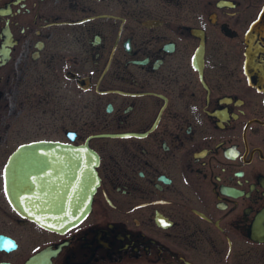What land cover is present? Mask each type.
Returning a JSON list of instances; mask_svg holds the SVG:
<instances>
[{
	"label": "flooded vegetation",
	"instance_id": "obj_1",
	"mask_svg": "<svg viewBox=\"0 0 264 264\" xmlns=\"http://www.w3.org/2000/svg\"><path fill=\"white\" fill-rule=\"evenodd\" d=\"M84 181L77 224L25 214ZM0 237V264H264V0H0Z\"/></svg>",
	"mask_w": 264,
	"mask_h": 264
},
{
	"label": "water",
	"instance_id": "obj_2",
	"mask_svg": "<svg viewBox=\"0 0 264 264\" xmlns=\"http://www.w3.org/2000/svg\"><path fill=\"white\" fill-rule=\"evenodd\" d=\"M12 167L10 165L8 169V192L12 194ZM96 183V182H95ZM94 182L84 181L82 185V190L77 198H67L62 201H52L47 202L46 206L52 208H80V211H39L37 214H29L28 211L25 213L28 216L35 218L41 224L51 227H70L74 224L80 222L89 211H86L91 206L93 192L95 189ZM12 196V195H11ZM59 202H61L59 204ZM83 209V210H82Z\"/></svg>",
	"mask_w": 264,
	"mask_h": 264
},
{
	"label": "snow or ice",
	"instance_id": "obj_3",
	"mask_svg": "<svg viewBox=\"0 0 264 264\" xmlns=\"http://www.w3.org/2000/svg\"><path fill=\"white\" fill-rule=\"evenodd\" d=\"M16 247L17 245L14 242L9 241L6 238L0 237V248H4L6 250L11 251L14 250Z\"/></svg>",
	"mask_w": 264,
	"mask_h": 264
}]
</instances>
